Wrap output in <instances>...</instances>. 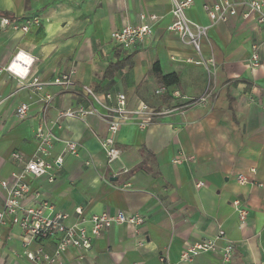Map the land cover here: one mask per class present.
Returning <instances> with one entry per match:
<instances>
[{
	"label": "crops",
	"instance_id": "obj_1",
	"mask_svg": "<svg viewBox=\"0 0 264 264\" xmlns=\"http://www.w3.org/2000/svg\"><path fill=\"white\" fill-rule=\"evenodd\" d=\"M174 2L0 0V16L16 18L18 24L33 22L27 32L0 24V208L13 184L12 174L21 171L12 152L37 155L36 131L44 123L59 139L46 158L62 156L63 162L51 169L53 181L47 175L27 174L32 190L40 194L27 196L25 207H37L46 199L55 210L69 214L68 225L104 211L146 217L140 226L113 224L94 238L88 251L68 250L62 264H221L227 241L234 246L228 264H264L263 30L254 15L238 14L212 24L204 4L214 0H194L188 17L211 24L202 41L203 56L215 63L209 77L205 65L188 60L199 58L194 46L168 30ZM148 14L158 16L152 37L135 49H120L112 40L113 30L142 24V15ZM254 50L261 64L253 68L249 60ZM19 51L30 56L26 62L33 59L26 79L3 68ZM127 60L130 63L106 75L111 65ZM156 62L161 74L177 73L179 83L160 86L152 70ZM15 70L25 71L19 66ZM71 71L72 85L51 83ZM34 77L45 83L42 89L29 84ZM84 85L114 96L126 94L129 108L142 101L161 109L204 94L207 99L145 128L123 123L114 136L122 153L109 163L103 147L109 130L103 116H60L79 106L104 111L99 102L88 101ZM158 88L164 92L157 94ZM22 103L29 105L24 117L17 114ZM69 140L78 143V155L67 152ZM239 174L254 182L240 183ZM1 180H8L9 186ZM235 200L246 210L244 220ZM78 207L82 214L76 212ZM220 230L225 232L222 237ZM0 233V264H39L27 257L26 249L52 252L57 243V236H51L26 246L25 231L12 216ZM206 239L216 241V250L181 261L184 246Z\"/></svg>",
	"mask_w": 264,
	"mask_h": 264
},
{
	"label": "built area",
	"instance_id": "obj_2",
	"mask_svg": "<svg viewBox=\"0 0 264 264\" xmlns=\"http://www.w3.org/2000/svg\"><path fill=\"white\" fill-rule=\"evenodd\" d=\"M194 0H175L172 15L174 20L168 25V30L178 33L181 38L194 46L199 54L197 59H188L196 64L205 65L209 77L212 76L214 70V60L212 58L206 59L202 53V41L207 38L208 31L211 26L200 24L192 21L187 15V9L193 4ZM212 24L219 21H227L235 15H242L247 18L254 15L259 22L264 33V0H214L213 3L204 4ZM146 21L142 24H125L120 29L113 30L111 36L115 44L122 50H131L137 48L139 45L145 44L153 34V25L158 19L155 14L142 15ZM35 23L39 22V17L33 16ZM33 22L24 20L23 23L18 24L16 18L8 15L0 16V24L8 27H19L24 32L30 30ZM26 59L30 56L22 51L17 52L13 58L8 62L6 69L18 74L22 79H26L30 66L33 62L28 63ZM249 64L251 67H257L261 64V59L256 50L251 54ZM15 66L25 69L24 72L18 73ZM73 71L68 73H61L51 82L53 84L61 85L62 87L73 84ZM38 89H42L45 85L39 77H34L29 83ZM82 91L90 102H99L104 111H100L94 105L90 107L79 106L78 108L64 110L60 113L61 117L76 116L85 118L90 114L98 113L103 116L108 123L109 135L103 140V147L107 154V161L112 163L122 153V150L116 145L114 136L123 123L134 122L140 127L145 128L155 120L162 116L170 114L176 110H183L189 105L197 102H205L207 96L204 94L200 98L189 100L187 103H178L173 107L154 108L148 103L142 101L135 108H129L127 105V96L124 93H118L115 96L111 92H98L89 85L82 86ZM164 88H158L157 94H162ZM103 95L105 101H102ZM175 98H179L176 92L173 93ZM46 99H51L50 95H46ZM112 100L114 104L110 103ZM29 105L22 103L17 108V114L21 117L27 115ZM36 138L38 140L37 155L28 157L20 151H13L11 156L17 161L21 167V171L13 173L14 179L12 186L9 188L8 196L0 208V227L5 224L6 218L12 216L14 223L20 224L24 234V244L27 246L28 242L37 239L57 236L56 247L52 252L46 251L43 247H38L35 250L26 249V255L31 261H36L39 264H62L64 257L68 250L75 248L86 252L91 249L95 237L100 236L104 231L108 230L113 224L130 223L135 226H140L146 222V217L141 213L127 214L124 211H119L114 214L104 211L101 213L92 214L89 218H84L71 225L66 224L69 216L67 212L55 210L54 206L46 199H41L40 205L37 207H25L23 205L24 199L30 194L39 195V190H32L30 184L26 180L27 174L35 176L47 175L50 181L55 179L51 169L60 166L63 162L62 156H57L52 161L46 157L52 151L55 141L59 140L52 132L51 128L46 124H41L36 131ZM67 152L78 155L79 145L73 140L66 141ZM90 163V162H89ZM238 181L242 184L254 182L244 174L238 175ZM3 186H9L8 180H1ZM234 205L239 210L241 220L246 217V210L240 207V201L235 200ZM50 210L47 214L45 211ZM82 207H78L76 212L82 214ZM90 222L91 226L88 228L85 223ZM223 230L219 231V236H224ZM1 241V233H0ZM29 244V243H28ZM216 241L213 239H206L198 242L188 243L184 246L180 259L181 261H192L196 256L202 252L216 250ZM234 246L231 242L223 246L222 263L228 264L233 255ZM164 260V258H162ZM178 264V263H170Z\"/></svg>",
	"mask_w": 264,
	"mask_h": 264
},
{
	"label": "trees",
	"instance_id": "obj_3",
	"mask_svg": "<svg viewBox=\"0 0 264 264\" xmlns=\"http://www.w3.org/2000/svg\"><path fill=\"white\" fill-rule=\"evenodd\" d=\"M10 15V14H9ZM127 63H130L127 61L119 62L117 64L111 65L108 69V72L106 73L107 76H111V74L115 71V69L121 68L125 66ZM153 72H155L158 75V81L160 86H170L179 83V75L175 72L168 73V74H161V70L159 67V64L156 62L153 66Z\"/></svg>",
	"mask_w": 264,
	"mask_h": 264
}]
</instances>
